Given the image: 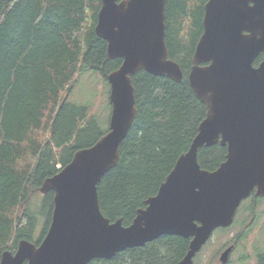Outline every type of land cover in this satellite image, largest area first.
I'll return each instance as SVG.
<instances>
[{"label":"water","instance_id":"1","mask_svg":"<svg viewBox=\"0 0 264 264\" xmlns=\"http://www.w3.org/2000/svg\"><path fill=\"white\" fill-rule=\"evenodd\" d=\"M166 0H100L95 34L109 59L121 64L107 75L111 112L107 131L46 179L53 191L48 228L38 243L21 239L0 264H87L139 247L160 235L190 238L178 264H192L214 229L233 222L251 192L264 196V0H206L202 32L187 80L206 106L188 149L176 159L155 195L128 226L100 211L97 185L119 159L120 145L136 115L131 76L139 70L181 81L178 62L165 43ZM226 146L212 171L197 161L198 149ZM231 247L219 256L226 263Z\"/></svg>","mask_w":264,"mask_h":264},{"label":"trees","instance_id":"2","mask_svg":"<svg viewBox=\"0 0 264 264\" xmlns=\"http://www.w3.org/2000/svg\"><path fill=\"white\" fill-rule=\"evenodd\" d=\"M205 1L166 0L165 43L169 58L180 65L182 80L144 70L131 76L136 115L118 162L97 185L100 211L110 222L131 224L188 149L206 115L187 80ZM99 7L100 0H0V257L21 239H42L53 191L42 195L36 210L29 208L31 198L75 151L91 146L107 130L88 104L68 100L81 70L98 71L107 81V74L121 64V58L107 57L106 41L94 32ZM226 152L219 143L202 146L198 164L215 170ZM38 217L43 227L34 238ZM189 240L160 235L87 264H178ZM241 258L243 263L247 256ZM255 264H264V250L255 255Z\"/></svg>","mask_w":264,"mask_h":264},{"label":"rangeland","instance_id":"3","mask_svg":"<svg viewBox=\"0 0 264 264\" xmlns=\"http://www.w3.org/2000/svg\"><path fill=\"white\" fill-rule=\"evenodd\" d=\"M109 89L108 82L102 78L98 71L92 69L81 70L77 75L76 83L69 94L68 100L88 104L105 130L108 127L111 112L108 97ZM41 198H43L41 193L35 194L30 200L29 208L36 210ZM250 203L249 200L240 204L241 207L239 206L237 209L232 227L225 231H221V228L213 231L209 240L194 257L193 264H220L218 259L220 253L225 247L234 242V251L229 257L230 261L226 264H255V255L264 249V231L258 230L264 223V200L257 201L253 207L250 206ZM42 227V217H38L34 238L41 234ZM238 236L239 240L236 241L235 238ZM242 255L247 256L242 261L243 263L240 262Z\"/></svg>","mask_w":264,"mask_h":264},{"label":"flooded vegetation","instance_id":"4","mask_svg":"<svg viewBox=\"0 0 264 264\" xmlns=\"http://www.w3.org/2000/svg\"><path fill=\"white\" fill-rule=\"evenodd\" d=\"M260 55H261V54H260ZM260 55H259L257 58H260ZM257 58H256V59H257ZM256 59L254 60V63H253V64H255ZM261 59H262V57L259 59L258 63L261 61ZM258 63H257V64H258Z\"/></svg>","mask_w":264,"mask_h":264}]
</instances>
